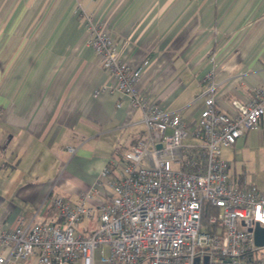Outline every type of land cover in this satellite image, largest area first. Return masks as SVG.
Segmentation results:
<instances>
[{
  "label": "crops",
  "instance_id": "obj_1",
  "mask_svg": "<svg viewBox=\"0 0 264 264\" xmlns=\"http://www.w3.org/2000/svg\"><path fill=\"white\" fill-rule=\"evenodd\" d=\"M81 9L107 29L122 60L147 61L139 93L179 111L189 132L212 69L221 112L264 88V0H0L4 229L21 218L53 221V195L77 202L145 132L141 109L118 91L100 90L114 81L87 45ZM221 158L237 181L264 191V120L222 148Z\"/></svg>",
  "mask_w": 264,
  "mask_h": 264
},
{
  "label": "built area",
  "instance_id": "obj_2",
  "mask_svg": "<svg viewBox=\"0 0 264 264\" xmlns=\"http://www.w3.org/2000/svg\"><path fill=\"white\" fill-rule=\"evenodd\" d=\"M77 14L87 45L114 81L100 90L118 91L141 109L145 132L105 165L77 202L53 195L50 223L21 218L13 229L0 226V264L32 257L34 264H96V250L102 264H264L254 239L256 224L264 227V191L237 181L221 158L222 148L264 120V88L221 112L212 69L189 132L179 111L139 93L147 61L122 60L107 29L84 10Z\"/></svg>",
  "mask_w": 264,
  "mask_h": 264
},
{
  "label": "water",
  "instance_id": "obj_3",
  "mask_svg": "<svg viewBox=\"0 0 264 264\" xmlns=\"http://www.w3.org/2000/svg\"><path fill=\"white\" fill-rule=\"evenodd\" d=\"M160 147V145H158ZM254 239L255 244L259 247L264 246V227L259 226V224H256L254 228Z\"/></svg>",
  "mask_w": 264,
  "mask_h": 264
},
{
  "label": "rangeland",
  "instance_id": "obj_4",
  "mask_svg": "<svg viewBox=\"0 0 264 264\" xmlns=\"http://www.w3.org/2000/svg\"><path fill=\"white\" fill-rule=\"evenodd\" d=\"M106 253H107L106 250H104V254L103 255L105 256ZM257 255L260 256V257H264V246L263 247H260L258 249ZM100 257H101V255L99 253V250H96L95 253H94V260H95V263L96 264H102L100 262Z\"/></svg>",
  "mask_w": 264,
  "mask_h": 264
}]
</instances>
